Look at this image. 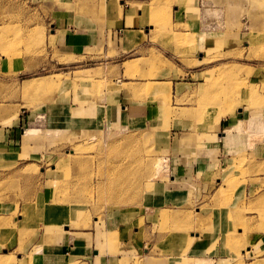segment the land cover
Wrapping results in <instances>:
<instances>
[{"label":"rangeland","instance_id":"1","mask_svg":"<svg viewBox=\"0 0 264 264\" xmlns=\"http://www.w3.org/2000/svg\"><path fill=\"white\" fill-rule=\"evenodd\" d=\"M206 1L196 7L212 27L211 44L204 49L196 45L195 34L180 32L187 24L173 23L177 0H142V25L148 31L147 37L142 33V58L129 60L136 54L114 50L117 37L110 42L108 30L107 55L121 58L99 60L90 57V48L82 56L63 54L48 38L55 7L63 2L69 10L96 0H0V56H26L23 42L32 41L30 56L40 66L16 78L51 82L30 80V90L23 82L18 92L13 84L0 87V127L14 125L13 146L6 145L11 138L0 141L13 154L0 155V264H32L35 252L59 241L64 230L103 226L106 214L111 233L100 238L120 245L125 231L126 240L139 250L143 245L142 253L148 241L163 238L171 248L183 246V254L200 234L211 259L195 264H264V0ZM99 37L98 56H104ZM172 78L192 84L174 95ZM123 90L155 104L157 113L142 116L140 126L104 123L101 111L94 116L101 123L91 125L90 119L91 126L79 131L73 123L63 125V119L50 120L49 114L26 117L64 99L68 108L94 110L93 102ZM18 112L24 119L15 123ZM220 118L222 127H215ZM181 119L190 124L181 125ZM28 127L38 130L31 138L22 134ZM225 127L242 142L232 151L219 144L228 156L219 173L205 179L209 188L193 193L189 187L191 199L179 208H147L141 196L160 197L157 183L170 182V159L192 161L197 145L211 140L204 137L224 135ZM177 136L183 137L177 142ZM196 179L197 187L203 179ZM166 245L154 246L156 253L166 252ZM220 249L226 259L215 260Z\"/></svg>","mask_w":264,"mask_h":264},{"label":"crops","instance_id":"2","mask_svg":"<svg viewBox=\"0 0 264 264\" xmlns=\"http://www.w3.org/2000/svg\"><path fill=\"white\" fill-rule=\"evenodd\" d=\"M177 1L180 5L179 8L176 7L175 9V12L178 13V19L173 23L183 25L187 24L188 28L182 29L180 32L183 34H195L196 45H199L203 49L206 46H209L211 44L212 36L210 33L212 28L211 23L204 18L205 15L203 11L200 15L196 10L197 6L199 7L202 5V3L207 1ZM139 3H142V0H96V4L92 3L93 5H76L74 9L68 10L66 5L64 4V6L62 2L60 7L54 6L55 8L53 9L54 13H57V15L54 16L53 22H49V24H51L48 37L49 42L51 45H53V47L63 54L82 56L86 54V49L90 48L91 58H94V55H96V58L99 60H119L121 58L119 55H107L109 49V30V35H111L109 40L110 42H112L113 39L117 37V42L113 46L114 50L116 49L119 54H136L135 57L130 58L129 60L141 59L142 49L143 51L146 49V47H142L143 43L146 42V39L142 41V33L147 37L148 31L146 27L142 25V6L139 5ZM48 6L52 7L50 3ZM50 11L51 14L52 9ZM68 12H72V16L68 14ZM83 13L95 14L93 16H87L82 15ZM79 14H81V16ZM96 15L97 19L95 18ZM100 31L102 32L101 34L104 38V56H98V46L100 41L99 36L101 35ZM23 44L26 46L23 45L21 52L22 54H27L26 56H18L14 58L0 56V87L1 85L11 86L13 84L14 88L16 87V91L18 92L20 91V87L23 82L38 79L27 78L19 83L18 79L16 78L17 76L21 75L32 74L33 71L40 66L38 63L37 65L35 60H33V57L30 56L33 55L32 53L34 49V43L30 40H26L23 42ZM185 73L187 76H193V74L189 73V70H187ZM3 77L6 78L2 79ZM170 81L172 82V90L174 95L183 93L184 90L188 89V85L192 84L190 81H177L174 80V78L170 79ZM135 82L142 84V78H136ZM164 82H169V80H165ZM18 86L20 87L18 88ZM158 88L163 91L165 90V92L168 91V88L165 85H161ZM93 104V107H95L94 110H84V107L86 106H79L77 104L71 107L69 106L68 108V105L64 99V101L60 100V102L45 104L40 107L39 110L27 114L26 117L34 115L37 117L39 116L41 118H46V116L49 114L50 120L59 121L63 119L65 122L63 125L73 123L75 126L74 128L78 129L79 131V129L90 124V119L91 125L101 123L95 120L96 117H94L96 113L99 114L101 111L104 112L102 115L103 118L101 117L102 122L104 123L110 121L113 123H121L123 125L135 124L140 126H142L144 123L142 116L147 117L152 113H157V108L154 106L155 104L143 102L142 96L132 97L131 93H127L125 90L117 93H108L105 95L104 100L101 102H93ZM92 115L93 117L89 118ZM249 116L254 117L255 115ZM238 117L243 118L242 116ZM23 119L24 118L22 116L20 117L19 113L17 114L15 123H19L20 121H23ZM188 120L181 119L179 120V123L181 125L190 124V120ZM220 121L221 118L220 120H216L215 123L213 121L215 127H222V123ZM229 122H231V118L228 123ZM58 124H60L58 125L59 127L62 126V123ZM12 126L14 125H11V127ZM11 127L10 129L4 128V126L0 127V141L2 140L3 142L5 139L8 141L9 138H11L14 130ZM225 128V131H223L224 135L214 138L211 134H208L209 136L204 137V139L211 140L203 142L204 144L200 146L197 145L198 147L195 146L196 148L194 149V153H196L198 156H196L192 161L188 159L187 162L185 159L180 158L170 159V164L168 163L170 182L163 181L161 183H157L159 186L157 195L159 193L160 197L157 199H152L151 201H147L143 196H141L142 201L147 204V208L155 207L162 210L165 207L171 209L179 208L186 204L188 202V198H190L189 187H191L190 189L193 190V193L194 190L202 193L205 186L206 189L209 188L210 184H207L205 179H209L213 174L219 173L220 169L222 168L221 162L227 155H224V151L220 145H223L226 150L232 151L236 147L237 143L242 142V137L228 134L231 129L228 127ZM37 132L38 130L35 127H28L22 132V134L26 138H31L36 135ZM182 137L177 136V142L180 141ZM255 138L257 139L258 143V137ZM186 139L190 141L195 139V141H197L198 138ZM9 141L10 144L6 145L13 146L12 138ZM199 143L201 142L199 141ZM0 147L1 155V153L6 151L2 149V143H0ZM197 148L199 150H197ZM5 154L8 157L13 156L12 153L10 154L6 152ZM196 178L203 179L197 187L193 185L192 181ZM162 193H164V195ZM195 194H197V192H195ZM194 199L196 200L197 198ZM164 204L167 205L163 206ZM127 217L125 216L124 219ZM70 218L71 216L69 215L67 220ZM110 220L111 219L106 214L104 216L103 226L101 223H99L97 226L93 224L91 228H83V231H70L68 229L64 230L66 233L59 234V241L50 243L49 246L43 248L40 247L41 250L39 252H35L33 257L34 261L32 264H195L194 260L211 259L207 249H205L206 241H203L200 234L195 236L196 238L193 240L192 245L185 251L186 254H181L183 251V246L176 244L171 248L169 245H166L163 242L164 240L162 241L163 238L148 241L149 246L147 249H145L144 253H142L141 250L144 249L143 245H141L139 250V247H137L135 243H133L131 240H126L125 231L121 232V239L123 242L120 245L111 242L110 239H106V241L102 240L100 238L101 234L111 233L109 229V225L111 224ZM113 222H115V220ZM50 228L51 227L49 226L48 231H51ZM57 230L58 229L55 228V231H52L49 233V235H55ZM180 236V234L177 235V240L180 239ZM160 244L166 245V252L156 253L154 246L156 247V245ZM218 252V256L214 257L215 260L226 259V257L221 254V249ZM136 260H139L140 262H136Z\"/></svg>","mask_w":264,"mask_h":264},{"label":"bare ground","instance_id":"3","mask_svg":"<svg viewBox=\"0 0 264 264\" xmlns=\"http://www.w3.org/2000/svg\"><path fill=\"white\" fill-rule=\"evenodd\" d=\"M48 80H49V78H48ZM37 82H38V85H45V84H47V83H51L50 81H47V80H44V79H41V80H37ZM33 83L34 82H30V81H27V82H25V84H24V87L26 88V89H30V88H32V87H34V86H32L33 85ZM225 112H228V110L227 111H225ZM225 112H223V113H225ZM90 113V112H89ZM260 154H264V151H262V152H260ZM118 183V182H117ZM119 184V183H118ZM123 185V184H122Z\"/></svg>","mask_w":264,"mask_h":264}]
</instances>
